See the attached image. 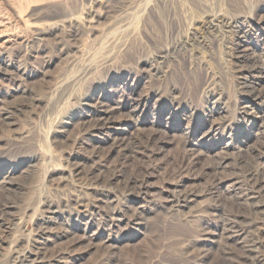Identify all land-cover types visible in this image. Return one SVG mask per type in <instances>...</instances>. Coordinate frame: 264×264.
Returning a JSON list of instances; mask_svg holds the SVG:
<instances>
[{
	"label": "rangeland",
	"instance_id": "rangeland-1",
	"mask_svg": "<svg viewBox=\"0 0 264 264\" xmlns=\"http://www.w3.org/2000/svg\"><path fill=\"white\" fill-rule=\"evenodd\" d=\"M0 44V264L32 245L34 264L259 256L240 175H264V106L241 83L264 66V0H0ZM121 137L134 157L109 151Z\"/></svg>",
	"mask_w": 264,
	"mask_h": 264
},
{
	"label": "bare ground",
	"instance_id": "bare-ground-1",
	"mask_svg": "<svg viewBox=\"0 0 264 264\" xmlns=\"http://www.w3.org/2000/svg\"><path fill=\"white\" fill-rule=\"evenodd\" d=\"M3 49H4V46L2 44H0V50H3ZM246 70L249 71V73L254 74V77L256 80H254L252 82L241 83V88L244 90H247L248 94L252 96L254 101L260 102L262 104L261 106H264V66H263V63L262 62H259V63L253 62L247 66ZM22 93L24 94L25 92H22ZM19 109L20 108H18V110ZM11 112H12V110H11ZM101 112L102 113L99 114L98 118L95 120V125L93 126V128L98 129L100 131L108 130L110 128V126L112 125V123L114 122L113 109H104ZM262 117H264V114L262 115ZM135 145H136L135 140L132 137L114 138V139H111V143L109 144V151H114V152L116 151V152H118V154H122L124 159H128L130 155L133 156L134 153L137 154L138 149H136ZM261 154L264 155V145L262 147ZM240 176H241V183L245 188V193H244L246 196L245 200H247V202H248V200H253V199L258 200L257 201L258 204H253L252 211H250L248 213L249 216H253L251 221L254 222V219H255V221H259L261 223H264V175L262 174V172L260 173L258 170H248V171L243 172ZM83 179H84L85 184L89 188H93V186L97 185V182H98V179L93 177L92 175L91 176H85ZM242 192H243V190H242ZM141 193L144 195L146 194V192L143 191V189L138 190L137 194L140 195ZM176 198H177L176 204H178V203H186L189 200V198H191V197H188L187 195H184V196L182 195V196H177ZM259 200H261L262 202L259 203ZM259 204H260V206H259ZM9 210H10V206L8 203L0 204V233H1V231H3L2 229L6 230L8 225H9L3 219V216L5 217V215H7ZM52 219H51V217H48L47 220L44 221V223H42V228H40L42 231L41 235H44L47 232L46 230H48L50 228L49 225H50V222ZM247 223H249V222H247ZM248 225L249 224H246V226H248ZM0 244H1V240H0ZM43 251L40 248H37L36 246L34 247L32 245L29 247H25L22 250H11V252H9L10 254L8 256V259H10V260L12 259L13 264H34L38 260H40V262H43L42 259L44 257H41V256H45V252H43ZM256 253L259 256L252 257L255 259H252L247 255H244V256L241 255L240 260L235 259V258H231V261H234L235 264H240L241 262H243L242 258L243 259L245 258L244 260H249L248 261L249 264H264V245L262 247L256 248ZM10 263H11V261H10Z\"/></svg>",
	"mask_w": 264,
	"mask_h": 264
}]
</instances>
